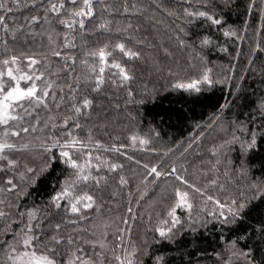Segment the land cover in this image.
<instances>
[{
    "label": "trees",
    "instance_id": "16d2710c",
    "mask_svg": "<svg viewBox=\"0 0 264 264\" xmlns=\"http://www.w3.org/2000/svg\"><path fill=\"white\" fill-rule=\"evenodd\" d=\"M61 2L57 16L51 6ZM82 6L0 0V71L16 57L20 75L42 77L38 95L50 93L47 107L17 109L21 119L10 130L19 135L4 137L0 128L16 163L0 160V264H12L13 251L45 248H55L56 264H81L78 257L86 264H264V0H93L91 18L69 16ZM65 19L77 21L75 30ZM101 48L104 64L90 54ZM30 59L37 61L31 68ZM194 81L199 91L175 87ZM73 138L79 143L61 147ZM66 189L71 195L57 207L53 198ZM178 190L188 194L180 207ZM85 193L92 207L77 205L73 214L74 197ZM213 200L225 215L232 201L244 207L221 223ZM28 237L35 248L23 247Z\"/></svg>",
    "mask_w": 264,
    "mask_h": 264
},
{
    "label": "snow or ice",
    "instance_id": "6c2138e0",
    "mask_svg": "<svg viewBox=\"0 0 264 264\" xmlns=\"http://www.w3.org/2000/svg\"><path fill=\"white\" fill-rule=\"evenodd\" d=\"M70 2L73 5L78 4V0H70ZM82 7H79V10L73 9L70 13V17H84V18H91L94 15L93 11V0H82ZM65 5L63 2H61L59 5L52 4L51 6V11H53L57 16L60 15L61 9H64ZM186 14L188 16H199V17H207V19L211 20L213 24H219L220 21L213 19L211 16L207 15L206 12L200 11V12H192V11H187ZM3 20L0 18V23H2ZM61 23L65 28H69L72 30L74 29V25L77 24V21L75 19L72 20H62ZM79 27L81 29H84L85 24L84 20L81 19L78 21ZM100 28H104L105 25L101 24L99 26ZM225 35H229V33L225 32ZM203 43L207 44L208 41L205 40ZM121 52L124 53L125 56L129 58H133L137 56V53L132 52L130 50H125V47L123 44H118L116 46ZM93 56H98L101 64H104L106 62V56L108 55L105 52L104 48H101L98 50V52L90 53ZM56 55H59V53H56ZM17 63V58L12 57L11 60L4 59L2 61V64L4 66V70L0 71V128H2L3 131V136L4 137H9V136H17L19 133L17 131H12L10 130L13 126L12 122H16L21 117L17 113V109H23L25 112L28 111L27 105L24 102H27V104H34L36 106L44 105L47 107L45 104V98H47L50 93L47 90L42 91V95H38V92L41 91L38 89V86L35 83V80H40L42 77L40 75H29V74H24L20 75L18 69H14L12 65H16ZM29 67L35 65L37 61L35 59H30L29 60ZM111 67H114L119 70L120 75L122 76L123 80L127 81L129 79V76L126 74L124 69L118 64V63H113L111 64ZM104 67L100 68V73L101 76L97 79L96 81V90H99V86L103 84V72H104ZM24 81L25 83H28L29 81H32V83L26 87L22 88L20 82ZM203 82H209V78L207 75L204 76ZM199 81H194L190 84H177L175 87L177 88H183L185 90H197L199 91L197 84ZM50 88L51 85H48ZM91 104V101L88 99H85L83 101V107L87 108ZM75 111L77 114L80 113L81 109L80 107H76ZM24 132H28V128H23L22 129ZM135 140V138H133ZM76 143H79L76 141L74 138L71 140L68 144H64L61 147L67 148L75 145ZM141 144H146L147 141L141 140ZM253 143L255 141L253 140ZM55 146V145H53ZM15 146L12 143H9L6 139L3 140L2 143H0V160H7L8 161V167L9 168H14L16 166V163L14 160H11L7 156V152L14 150ZM46 151H50L51 149H45ZM60 155L65 158V163L72 169L76 170L77 173L83 171V165H79L75 160L71 158L69 153L67 151H61ZM117 165H112L111 170L115 171ZM3 169L0 168V171ZM31 171V169H29ZM175 169H173V172ZM149 174H154L156 177H160L161 173L156 169V168H151ZM78 179H81L85 182L88 181L89 177L88 176H78ZM176 179L181 180L182 183L184 181L181 179V177L177 176ZM123 182V181H122ZM8 184H12L11 180L7 181ZM75 183V182H73ZM12 189H9L11 191ZM71 193L66 189L62 193L58 194L56 197L53 198L54 202L56 203L57 207H60L58 201L61 199H64L66 197H69ZM187 193H182L179 190L176 192V197H177V207L182 206L183 204L186 203L187 201ZM92 196L88 195L87 193L83 195H78L74 197V202L71 203V212L73 214L78 213L79 209L77 205H82L84 208H91L92 207ZM212 198L209 197V200ZM212 203L216 204L217 208L220 209L219 213H216L215 215H218L220 217L221 223H227L229 222V216L231 217H237L239 214V210L244 207L243 204H237L236 201H232V205H230L227 208V215H225V205L220 203L219 201L213 200ZM234 205V207H233ZM190 208L191 205H188ZM4 213L0 212V216H3ZM30 218H35V214L33 212L28 213ZM170 216L173 217V227L176 226L179 221L175 217V209H173L170 213ZM27 231L31 232L32 231V226L29 224L27 226ZM160 235L163 237L166 235V233L163 230H159ZM55 244H60L61 241L59 239H56L55 237L53 238ZM69 243H72V241H69ZM23 247L25 249H32L35 248V245L32 244V237H28L24 239L23 242ZM55 254L56 250L55 248L52 249H41L39 250V254L37 251H22V252H16L13 251L12 256H10V259L12 261V264H56L55 260ZM81 260V264H86V261L83 260V258H79ZM119 259V258H118ZM69 264H75V261H69ZM127 264H132L131 260L127 261Z\"/></svg>",
    "mask_w": 264,
    "mask_h": 264
},
{
    "label": "built area",
    "instance_id": "2783aa9c",
    "mask_svg": "<svg viewBox=\"0 0 264 264\" xmlns=\"http://www.w3.org/2000/svg\"><path fill=\"white\" fill-rule=\"evenodd\" d=\"M167 173H168L170 176H173V175H174L173 167H172V166L168 169Z\"/></svg>",
    "mask_w": 264,
    "mask_h": 264
}]
</instances>
